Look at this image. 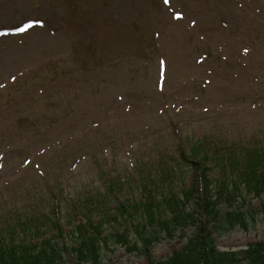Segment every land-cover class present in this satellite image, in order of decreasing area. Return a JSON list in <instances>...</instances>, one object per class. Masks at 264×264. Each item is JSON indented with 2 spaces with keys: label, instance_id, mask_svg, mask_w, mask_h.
<instances>
[{
  "label": "rangeland",
  "instance_id": "1",
  "mask_svg": "<svg viewBox=\"0 0 264 264\" xmlns=\"http://www.w3.org/2000/svg\"><path fill=\"white\" fill-rule=\"evenodd\" d=\"M168 3L0 0V29L45 21L0 36V221L73 196L105 200L110 184L119 203L146 188L204 187V173L217 197L238 167L264 168V0ZM241 187L233 208L247 226L212 233L221 251L264 240V194ZM206 219L154 241L152 259L211 229ZM113 233L101 264H147L142 244Z\"/></svg>",
  "mask_w": 264,
  "mask_h": 264
},
{
  "label": "trees",
  "instance_id": "2",
  "mask_svg": "<svg viewBox=\"0 0 264 264\" xmlns=\"http://www.w3.org/2000/svg\"><path fill=\"white\" fill-rule=\"evenodd\" d=\"M251 165L248 161L245 168L238 167L241 171L236 172L232 185H223L221 191L216 186L220 194L215 200L209 193L210 185L204 173L200 195L195 185L182 193L171 189L166 194L146 188L147 194L140 200L129 196L119 203L114 200L113 189L105 200L83 194L73 196L75 201L69 199L66 205L53 206L54 210L46 214L36 210L28 214L31 218L27 222L7 215L0 221V264H101V243L106 244L104 231L109 227L114 232L112 236L120 238L123 245L131 243L128 239L132 235V246L142 244L141 250L148 255L154 241L162 242L174 237L179 228L196 225L200 211L213 224L211 229L206 223L199 225L180 250L164 259H152L149 254L147 264H264V241L251 243L245 249L221 251L212 238V233L236 224L247 226L244 212L233 206L243 197L241 185L247 186L255 197L264 193V168ZM223 201L232 209H218ZM180 204L187 212L180 209ZM131 211L140 217L130 215ZM115 225H120L122 230L118 231Z\"/></svg>",
  "mask_w": 264,
  "mask_h": 264
}]
</instances>
